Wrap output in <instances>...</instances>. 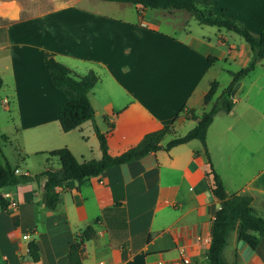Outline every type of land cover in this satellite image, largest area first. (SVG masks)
Masks as SVG:
<instances>
[{"label": "crops", "instance_id": "0c3cea01", "mask_svg": "<svg viewBox=\"0 0 264 264\" xmlns=\"http://www.w3.org/2000/svg\"><path fill=\"white\" fill-rule=\"evenodd\" d=\"M135 1L0 0L1 103L11 117V126L1 127V145L15 141L19 159H46L27 168L9 161L17 174L60 171L58 158L47 152L62 147L80 162L102 157L93 121L62 130L58 114L66 96L52 83L45 52L78 76L98 74L90 99L113 156L166 125L172 129L164 145L183 136L187 121L197 124L191 113L201 116L219 96L218 62L239 61L240 69L248 64L251 48L233 32L203 25L198 34L188 25L189 12L146 9ZM212 1L254 34L264 28V0ZM256 68L240 81L232 111L215 116L207 144L228 194L251 196L256 214L264 217V72L253 79ZM238 70L228 71L231 82ZM213 82L218 90L206 105ZM208 169L203 145L194 139L58 187L55 210L45 204V179L7 186L0 191L8 203L0 205V264H72L71 245L88 228L81 264H183V258L207 264L211 224L220 207ZM31 242L39 247L37 260L30 255ZM223 255L227 264H264V238L253 249L236 228Z\"/></svg>", "mask_w": 264, "mask_h": 264}, {"label": "trees", "instance_id": "16d2710c", "mask_svg": "<svg viewBox=\"0 0 264 264\" xmlns=\"http://www.w3.org/2000/svg\"><path fill=\"white\" fill-rule=\"evenodd\" d=\"M135 3L146 9L185 10L201 25L218 27L236 33L249 44L252 56L245 67L232 73L231 84L217 97L209 111H205L201 116H195L193 112L191 113L190 117L195 119L197 124L185 135L174 137L164 145L162 142L172 129L170 125H166L159 130L146 134L138 145L120 155L113 156L109 152L107 133L102 132L96 124L95 109L90 99V93L100 79L98 74L90 71L84 76H78L72 69L58 61L54 53L45 52L44 61L50 72L52 83L55 87L63 90L66 96L58 114L62 130L69 132L86 121H93L100 142L102 157L80 162L68 147H62L47 152L49 156L58 158L62 167L61 170L46 169L34 176L17 174V169L5 159V163L0 162V191L7 186L25 185L45 179V204L49 210H55L60 202V194L56 190L58 187L68 186L75 182L81 184L87 179L101 175L113 166L137 161L152 152L168 151L175 146L198 139L202 143L208 159V175L212 179L211 190L220 205L211 224L212 240L207 252V264H227L223 253L231 231L237 228L238 238L256 249L261 239L264 238V217L256 214L251 196L228 194L222 178L213 165L207 144V133L218 113L232 111L235 102L231 94L236 83L248 76L264 59V28L259 34L252 33L244 23L228 15L224 10L218 9V4L212 0H136ZM3 85L4 80L0 76V89ZM217 90L218 82H213L210 91L205 96L206 105L211 103ZM110 127L114 128V124H111ZM2 140L6 142L8 138L2 136ZM0 151H2L1 139ZM0 205L3 208L8 206L4 197H1V192ZM89 231L91 228H88L71 245L68 257L72 264H81V254L85 250V242L89 239ZM29 251L35 260L39 258V247L36 243L31 242L29 244Z\"/></svg>", "mask_w": 264, "mask_h": 264}, {"label": "rangeland", "instance_id": "374dc122", "mask_svg": "<svg viewBox=\"0 0 264 264\" xmlns=\"http://www.w3.org/2000/svg\"><path fill=\"white\" fill-rule=\"evenodd\" d=\"M133 10L134 9L130 10L129 8H127L124 11L127 14L128 13L132 14ZM250 19H252V18L250 17ZM188 25L193 29L194 32H196L198 34L202 33L201 28H205L194 17L192 19V22L189 23ZM31 27H32V25H31ZM42 28H43V26H42ZM216 30H218V29H216ZM221 30L223 32H226L225 29H221ZM231 34L233 36H235L234 38H236V40H239L245 44L246 41L241 36H239L236 33H231ZM236 40H231L230 43H232V41L234 43H240L239 41H236ZM263 67H264V59H262L261 62L258 64V66L255 70V73H252L253 75H251V76L253 79L256 77L257 73L264 72ZM238 69L240 70L239 61L237 63L234 61L231 63L230 62H224V61L218 62L217 70L215 71V76H216L218 82L220 83V89H219L217 95H220L221 92L223 91V89L228 87L231 83V76L228 74V71H236ZM245 82H246L245 86L247 87L250 84L251 79L246 78ZM3 90H4V87H2L0 89V130H1V127H4L8 124L10 125V123H8V121L11 120L9 110L5 108V104L3 105L1 103V99L4 98V93H3L4 91ZM12 109H14V110L16 109L14 104L12 105ZM210 109H211V106L206 108V110H204V112L209 111ZM192 125L195 126L196 122L193 120L187 121L186 126L183 127V130H181L180 134L184 135L185 133H187V131H189V129H191V127H193ZM1 131H0V134L2 133ZM16 146H18V145L15 143V141H13V144L9 143L5 147H2V151H0V162L1 163H5V159H7V158H8L7 160L10 161L12 163V165H16L19 163L23 168H27V164H44L45 163L46 159L42 155H32V156L26 157L25 159H21V158L19 159L18 156L16 155V151H15Z\"/></svg>", "mask_w": 264, "mask_h": 264}, {"label": "built area", "instance_id": "2783aa9c", "mask_svg": "<svg viewBox=\"0 0 264 264\" xmlns=\"http://www.w3.org/2000/svg\"><path fill=\"white\" fill-rule=\"evenodd\" d=\"M16 173H18V170H16ZM181 263L190 264V261L187 258H183ZM157 264H180V263H178V262L177 263L176 262H170V261H166V260H160V261L157 262Z\"/></svg>", "mask_w": 264, "mask_h": 264}, {"label": "water", "instance_id": "95a60500", "mask_svg": "<svg viewBox=\"0 0 264 264\" xmlns=\"http://www.w3.org/2000/svg\"><path fill=\"white\" fill-rule=\"evenodd\" d=\"M240 86H241V82L236 83V85L234 86V89H233V91H232V94H231L232 97L235 95L237 89H238ZM1 197H2V195H1Z\"/></svg>", "mask_w": 264, "mask_h": 264}]
</instances>
